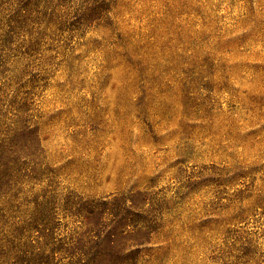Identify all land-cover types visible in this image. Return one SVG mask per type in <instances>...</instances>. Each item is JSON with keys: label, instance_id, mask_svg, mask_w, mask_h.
Returning <instances> with one entry per match:
<instances>
[{"label": "clouds", "instance_id": "clouds-1", "mask_svg": "<svg viewBox=\"0 0 264 264\" xmlns=\"http://www.w3.org/2000/svg\"><path fill=\"white\" fill-rule=\"evenodd\" d=\"M0 264H264V0H0Z\"/></svg>", "mask_w": 264, "mask_h": 264}]
</instances>
